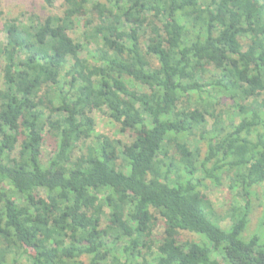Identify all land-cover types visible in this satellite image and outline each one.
Segmentation results:
<instances>
[{
  "label": "trees",
  "instance_id": "trees-1",
  "mask_svg": "<svg viewBox=\"0 0 264 264\" xmlns=\"http://www.w3.org/2000/svg\"><path fill=\"white\" fill-rule=\"evenodd\" d=\"M58 1L0 41V264H264V210L246 235L264 202V0ZM224 179L228 230L203 194Z\"/></svg>",
  "mask_w": 264,
  "mask_h": 264
},
{
  "label": "rangeland",
  "instance_id": "rangeland-1",
  "mask_svg": "<svg viewBox=\"0 0 264 264\" xmlns=\"http://www.w3.org/2000/svg\"><path fill=\"white\" fill-rule=\"evenodd\" d=\"M0 11L3 13V16L0 19V41L6 42V34L4 30V25L8 21L17 20L19 24L27 25L32 21L36 22L43 21L45 18L49 16H62L64 7L62 1H58L55 3L53 8H48L45 5L44 0H0ZM83 19L81 18L78 22V27L72 33H70V37L77 41L81 42L82 35V25ZM95 49L94 46L90 48L88 51H93ZM87 50L79 53V59L86 60L89 57ZM72 63L69 60V65ZM68 65V66H69ZM127 80V79H125ZM139 89V88H138ZM226 104L221 108L222 112L227 111L229 109L231 113L233 111L230 109V103L225 101ZM220 110V111H221ZM106 113V112H105ZM104 113V114H105ZM235 113V112H234ZM233 113V114H234ZM104 114L95 113L94 118L97 124V132L111 138L112 140L121 141L123 144H130L132 138L129 133L120 132L119 126L113 123L108 117ZM235 115V114H234ZM208 128L212 126V121L207 117ZM131 133V132H130ZM45 142L43 146V158L44 160L48 159L50 155L55 152V142L53 139L49 138L47 135L45 136ZM193 141V139H192ZM194 146H198V144H193ZM199 147H201L202 151L205 152V148L200 143ZM203 194H205L206 199L212 205V210L214 212V218L218 221L219 225L224 229L228 230L231 226V220L228 217L230 209L232 208L235 201L240 199V194L235 195L233 192L229 190V183L227 179H224L222 186H214L208 185L207 189L203 190ZM263 199L261 195V191L256 190L253 204V213L251 215V223L249 225V229L246 233L247 236H251L255 233H259V224L263 217L264 208L261 206L263 204ZM108 213V212H106ZM157 225L154 236L159 238L162 230L164 228V219L157 215ZM181 241L186 243H193L197 241V238L189 233H183L181 235ZM28 254L23 256L20 260H18V264H28L29 256L31 252H27ZM12 259L6 260L7 264H12Z\"/></svg>",
  "mask_w": 264,
  "mask_h": 264
}]
</instances>
